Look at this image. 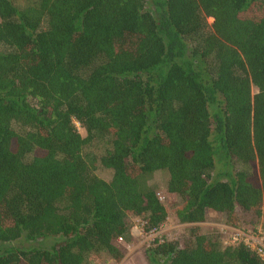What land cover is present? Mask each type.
Wrapping results in <instances>:
<instances>
[{"label":"trees","instance_id":"16d2710c","mask_svg":"<svg viewBox=\"0 0 264 264\" xmlns=\"http://www.w3.org/2000/svg\"><path fill=\"white\" fill-rule=\"evenodd\" d=\"M160 193L264 227V0H0V264H117ZM144 257L264 264L197 226Z\"/></svg>","mask_w":264,"mask_h":264},{"label":"rangeland","instance_id":"374dc122","mask_svg":"<svg viewBox=\"0 0 264 264\" xmlns=\"http://www.w3.org/2000/svg\"><path fill=\"white\" fill-rule=\"evenodd\" d=\"M210 23V20H208ZM254 89H252V92ZM78 132L81 136L84 135V132L81 129H78ZM221 167L220 164H215V169L212 173L213 178L220 173ZM230 173V172H229ZM95 174L97 177L102 180L108 181L110 179V171L98 166L95 170ZM224 176H220V180H224ZM157 182L158 189L163 191L162 183ZM161 181V179H160ZM160 202L164 205L167 211V218L164 224L156 231H152L149 233L141 232V219L132 217L128 223L130 224V228L132 229L133 236L129 235L126 240H120L119 243L126 249V253L121 261L117 264H148L144 257V250L149 246V244L156 238L165 237L171 240H179L182 236L187 235V228L190 226H197L199 231L203 234H214L218 237V241L220 244L225 245V241L230 240V233L224 232L223 229L227 228L220 221V217L218 214L212 211H207L205 217V221L197 224H178L174 218V210L177 205L180 203V199L178 196H171L166 193H160L159 195ZM238 231L249 234V235H258L264 234V227L261 224H258L255 229H252L251 226L246 225L245 223L241 225V229ZM50 243L51 241H46ZM16 245L24 244L22 241H18L14 243ZM7 244L0 243V249L6 246ZM13 245V244H11ZM107 256H102V258L91 264H110L108 262Z\"/></svg>","mask_w":264,"mask_h":264},{"label":"built area","instance_id":"2783aa9c","mask_svg":"<svg viewBox=\"0 0 264 264\" xmlns=\"http://www.w3.org/2000/svg\"><path fill=\"white\" fill-rule=\"evenodd\" d=\"M224 232L229 231L230 240L225 241V245H230L236 242L242 243L245 247H247L251 252H253L261 261L264 262V234L258 235H249L242 233L237 230H233L230 228L223 229Z\"/></svg>","mask_w":264,"mask_h":264},{"label":"crops","instance_id":"0c3cea01","mask_svg":"<svg viewBox=\"0 0 264 264\" xmlns=\"http://www.w3.org/2000/svg\"><path fill=\"white\" fill-rule=\"evenodd\" d=\"M132 229H134V228H130V230H129V233L131 236H133Z\"/></svg>","mask_w":264,"mask_h":264}]
</instances>
